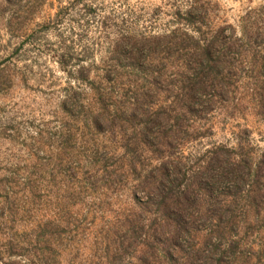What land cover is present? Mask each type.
<instances>
[{"label": "rangeland", "instance_id": "1", "mask_svg": "<svg viewBox=\"0 0 264 264\" xmlns=\"http://www.w3.org/2000/svg\"><path fill=\"white\" fill-rule=\"evenodd\" d=\"M171 43L174 65L197 43L226 75L221 99L193 125L202 135L180 142L186 169L225 147L253 170L264 157V0H0V264H104L107 246L127 241L121 226L145 197L115 176L134 150L129 108L151 88L136 91L142 74L129 66L136 50L156 58ZM164 87L151 88V106L171 103ZM206 219L186 247L200 249L197 264L216 243ZM257 230L221 233L224 246L240 244L229 264H264ZM248 252L251 262L236 260Z\"/></svg>", "mask_w": 264, "mask_h": 264}, {"label": "trees", "instance_id": "2", "mask_svg": "<svg viewBox=\"0 0 264 264\" xmlns=\"http://www.w3.org/2000/svg\"><path fill=\"white\" fill-rule=\"evenodd\" d=\"M177 46L165 44L159 55L165 53L166 56L146 59L143 50H136V57L129 66L142 74L133 84L136 91L145 87L160 90L157 87L163 83L164 98L170 97L172 101L165 106H151L147 94L151 95L152 89L148 88L139 97L135 95L129 108L127 119L138 120L139 128L135 126L136 136L127 143L134 146V150L119 159L121 174L115 177L131 178L136 183L134 191L142 193L145 201H136L138 214L121 226L128 235L127 241L121 240L111 250L113 253L107 246L104 264H115L129 253V264H165V261L169 264H197L194 261L198 259L200 249L196 244L194 247L189 244L192 252L186 247L191 243L194 223L203 218L212 223L206 241L214 239L216 243L211 245L210 254L203 256L200 264H229L228 257L234 255L240 244L233 241L224 246L221 233L227 231L239 235L246 225L258 228L257 233L261 236L257 253L264 256V214L260 216L264 211V185L259 187L258 184L264 171V157L253 165L252 170L249 159L239 156L236 160V154L234 157L229 155L234 153L225 147H217L207 151L197 167L186 169L185 162L189 159L181 155L183 146L180 142L188 135L189 139L202 135L200 128L193 125L204 120L209 107L221 99L226 75L219 70L220 60L211 57V48H201L197 43L191 50L180 48L179 51L185 52L176 59L179 66L174 65L175 62L167 60V50ZM163 62L157 70L155 63ZM178 67L180 73L169 77L164 73L167 68ZM154 162H157L156 166H151ZM241 172L242 176L238 174ZM225 183L231 185L226 187ZM143 214L148 218H142ZM184 237L187 244L182 246L180 241ZM250 253L236 260L251 262L254 255ZM179 254L186 257L184 262L179 263Z\"/></svg>", "mask_w": 264, "mask_h": 264}]
</instances>
